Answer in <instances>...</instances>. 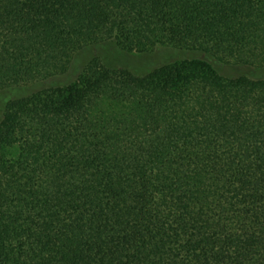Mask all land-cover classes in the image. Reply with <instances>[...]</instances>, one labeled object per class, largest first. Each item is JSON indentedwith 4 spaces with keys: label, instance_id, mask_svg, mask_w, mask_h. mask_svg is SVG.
I'll use <instances>...</instances> for the list:
<instances>
[{
    "label": "trees",
    "instance_id": "trees-1",
    "mask_svg": "<svg viewBox=\"0 0 264 264\" xmlns=\"http://www.w3.org/2000/svg\"><path fill=\"white\" fill-rule=\"evenodd\" d=\"M0 264H264V0H0Z\"/></svg>",
    "mask_w": 264,
    "mask_h": 264
},
{
    "label": "rangeland",
    "instance_id": "rangeland-1",
    "mask_svg": "<svg viewBox=\"0 0 264 264\" xmlns=\"http://www.w3.org/2000/svg\"><path fill=\"white\" fill-rule=\"evenodd\" d=\"M160 53V54H159ZM168 53H170V51H168V50H160V51H158L157 52V54L156 55H160V56H157L156 57V55L155 56H153L155 59H151L150 58V60L149 59H147V60H149V62H148V65L149 66H155V65H157V64H159V63H162V62H164V61H167V57L169 56L168 55ZM161 55L163 56V58L161 59ZM136 59H138V60H141V59H139V58H136ZM129 60V64H132V65H134V66H136V65H139L140 64V61H136V62H134V60H132V59H128ZM128 64V65H129ZM142 64V63H141ZM146 64V63H145ZM118 65H121V64H118ZM147 65V64H146ZM145 65V66H146ZM224 73H226V74H229L228 73V71H226V72H224ZM230 75H231V73H230Z\"/></svg>",
    "mask_w": 264,
    "mask_h": 264
}]
</instances>
